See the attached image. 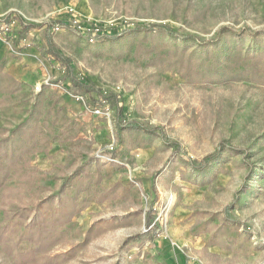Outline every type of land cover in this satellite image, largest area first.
Here are the masks:
<instances>
[{"label":"rangeland","instance_id":"rangeland-1","mask_svg":"<svg viewBox=\"0 0 264 264\" xmlns=\"http://www.w3.org/2000/svg\"><path fill=\"white\" fill-rule=\"evenodd\" d=\"M0 264H264V0H0Z\"/></svg>","mask_w":264,"mask_h":264},{"label":"trees","instance_id":"trees-1","mask_svg":"<svg viewBox=\"0 0 264 264\" xmlns=\"http://www.w3.org/2000/svg\"><path fill=\"white\" fill-rule=\"evenodd\" d=\"M148 30H156V31H161L164 32L166 34H168L169 36L172 37H176V38H193L190 36H181L176 34L175 32L169 30L166 27H162V26H156V25H150L147 27ZM117 35H111V36H106L103 34H97L94 38L91 39H113L116 38ZM194 39V38H193ZM53 51H51L52 53ZM53 56H55L57 59L61 58L57 53L53 52ZM65 68L67 67L68 61L64 58H62ZM67 78H69V80L72 83V87L74 86L77 89H81V88H89V86L87 85L86 82L77 79L73 76L70 67L68 68V72H67ZM91 86V85H90ZM108 103L112 104L113 99H107ZM127 127H132V128H141L139 125L135 124V123H129L126 124ZM221 148V145L217 148V150L208 155L207 159H214L217 157L219 150ZM206 159V160H207ZM206 160L201 161L198 164H195L194 162H190L193 166H195L196 168H203L206 164ZM50 202V201H49ZM51 202H54V198L51 200ZM45 204V202H39L38 204H36L34 207H32L31 209H23L20 211L16 212V218L15 219H22L25 221L24 223V227L26 228V231L23 235H21L22 237L20 238L19 242L21 241H28L29 243L34 244L35 246V251L36 252H40L42 251V249H45L49 243L51 242V234H49L50 231H47L45 221L44 222H39L42 221L41 216H40V211L43 208V205ZM58 209V208H57ZM57 213L59 212V210H57ZM60 215H56L53 219V221L49 222V225L51 227L50 230H54L55 227L57 226H61L64 224L63 221H58L59 219L65 220L68 219V217H72V214L69 215V213L64 214L63 212L59 213ZM48 224V223H47Z\"/></svg>","mask_w":264,"mask_h":264},{"label":"bare ground","instance_id":"bare-ground-1","mask_svg":"<svg viewBox=\"0 0 264 264\" xmlns=\"http://www.w3.org/2000/svg\"><path fill=\"white\" fill-rule=\"evenodd\" d=\"M170 203H172V200H170Z\"/></svg>","mask_w":264,"mask_h":264}]
</instances>
